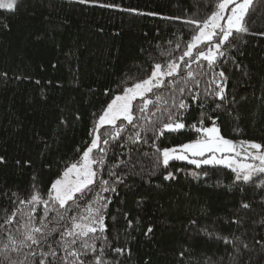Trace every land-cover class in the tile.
<instances>
[{
  "label": "trees",
  "instance_id": "obj_1",
  "mask_svg": "<svg viewBox=\"0 0 264 264\" xmlns=\"http://www.w3.org/2000/svg\"><path fill=\"white\" fill-rule=\"evenodd\" d=\"M115 2L159 15L82 6L75 0H21L15 13L0 10V73H7V79L0 76V155L8 160L7 165H0V190L26 196L33 175L41 189H47L64 163L78 158L77 146L82 148L89 142L92 114L99 113L109 100L104 90L122 74L143 78L151 63L168 59L161 57V50H172L176 43L181 49L173 56L181 55L184 43L191 38L184 21L209 14L208 0ZM217 2L213 0V4ZM174 17L180 19H170ZM5 23L8 28L3 26ZM246 26L250 34H238L240 43L228 53L242 68L236 69L231 59L222 65L228 77V100L234 97V102L231 114L225 111L219 123L227 138L264 143V36L259 35L264 32V0H253ZM149 54L151 61L147 59ZM192 67L196 69L197 65ZM77 113L81 117L78 121ZM62 115L68 119L66 126H58ZM199 115L198 106L193 104L185 123H195ZM41 138L48 142L47 149ZM195 138L196 134L186 128L166 133L156 143L171 147ZM141 147L145 152H155L151 144ZM122 152L115 147L110 156L124 159ZM17 159H30L32 166L18 167ZM142 163L151 166L147 158ZM202 168L208 175L197 179L190 175L193 170L201 171L195 165L173 160L167 170L175 173V180L165 181L158 174L146 184L133 176L126 181L131 187L119 186L118 195L104 193L113 200L109 206L113 215L120 209L130 218L139 217L142 227L155 225L149 239L142 231L131 229L129 235H123V216L115 228L111 220L106 221L112 229L110 239L117 229L121 232L115 246L127 244L131 249L130 258H119L121 264H204L206 258H210L209 264H264V246L255 243L264 236V229L252 223L264 216V204L260 202L264 191L248 183L240 185L244 189L241 193L233 184L235 174L223 165ZM142 198L144 202L138 208L137 201ZM241 199L251 203L250 210L239 213L245 221L243 228L225 223L237 213ZM6 207L10 213L7 199L0 197V215ZM193 219L197 221L195 227L189 224ZM200 228L229 236L235 232L248 249L236 252L231 245L198 235ZM184 247L191 250V255L181 258L179 253ZM107 258L116 259L114 254Z\"/></svg>",
  "mask_w": 264,
  "mask_h": 264
},
{
  "label": "snow or ice",
  "instance_id": "obj_2",
  "mask_svg": "<svg viewBox=\"0 0 264 264\" xmlns=\"http://www.w3.org/2000/svg\"><path fill=\"white\" fill-rule=\"evenodd\" d=\"M20 2L0 0V10L15 13ZM252 2L219 0L213 4V0H208L209 14L205 18L184 21L189 26L191 38L184 43L181 55L173 56L175 50L181 49V44L176 43L172 50H161V57L168 59L163 63H151L143 78L122 74L112 87L104 90L109 100L99 113L92 114L94 122L87 133L89 142L82 148L77 146L78 158L65 162L63 170L50 181L47 189H41L33 175L26 196L0 190V197L7 199L11 207L10 213L6 207L0 215V264H121L119 258H130L131 249L127 244L115 246L120 242L121 232L117 229L110 239L112 229L106 221L111 220L115 228L123 216L126 221L123 235H129L131 229L142 231L149 239L155 225L149 223L142 227L139 217L130 218L129 213L120 209L113 215L109 211L113 200L104 193L118 195V187L126 185L133 176L146 184H151L158 174L165 181L175 180V173L167 170L173 160L195 165L201 171L193 170L190 175L197 179L208 175L203 165H223L235 174L233 184L241 193L244 189L240 185L248 183L264 191V143L227 138L219 123L225 111L231 114L230 105L234 102V97L233 101L228 100V77L222 65L231 59L236 69L242 68L228 53L240 43L238 34H250L246 16ZM75 3L139 15H159L125 8L115 0H75ZM3 26L8 28L7 23ZM259 35L264 36V32ZM147 59L153 58L149 54ZM193 64L197 65L196 69ZM141 71H144L142 66ZM0 76L7 79L6 72ZM40 83L36 81L37 85ZM193 104L198 106L200 115L195 123L186 124V114ZM80 119V115L75 114V120ZM67 124L68 119L62 115L58 126ZM186 128L196 134L195 139L173 147L157 145L166 133ZM233 130L240 131L239 128ZM41 140L47 149L48 142ZM148 144L155 148L154 153L142 150L141 146ZM115 147L123 150L124 159L110 156ZM144 158L150 160V167L142 163ZM7 163L6 155H0V165ZM15 164L21 168L31 167L32 161L17 159ZM143 202V198L137 201V207ZM260 202L264 204V197ZM250 209L251 203L241 199L237 213L225 223L243 228L245 221L239 213ZM252 223L264 229V216ZM189 224L195 227L197 221L193 219ZM198 235L231 245L236 252L248 249V244L235 232L229 236L200 228ZM255 243L264 246V236ZM113 254L116 259L109 260L107 257ZM186 254L191 255L188 247H184L179 256L184 258ZM209 261L210 258H206L204 264Z\"/></svg>",
  "mask_w": 264,
  "mask_h": 264
},
{
  "label": "rangeland",
  "instance_id": "obj_3",
  "mask_svg": "<svg viewBox=\"0 0 264 264\" xmlns=\"http://www.w3.org/2000/svg\"><path fill=\"white\" fill-rule=\"evenodd\" d=\"M234 140H236V141H240V140H245V139H234ZM248 141H251V140H248ZM189 142V141H188ZM171 147H173V146H171Z\"/></svg>",
  "mask_w": 264,
  "mask_h": 264
}]
</instances>
